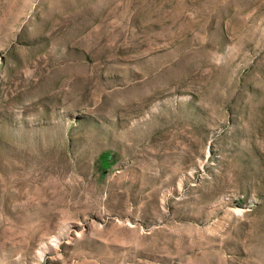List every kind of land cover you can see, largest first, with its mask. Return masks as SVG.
Segmentation results:
<instances>
[{
  "label": "rangeland",
  "instance_id": "obj_1",
  "mask_svg": "<svg viewBox=\"0 0 264 264\" xmlns=\"http://www.w3.org/2000/svg\"><path fill=\"white\" fill-rule=\"evenodd\" d=\"M0 264H264V0H0Z\"/></svg>",
  "mask_w": 264,
  "mask_h": 264
}]
</instances>
